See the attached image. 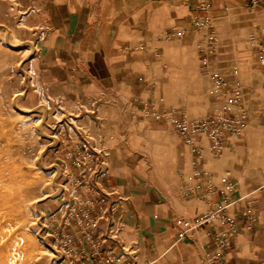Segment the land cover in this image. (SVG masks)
<instances>
[{
    "label": "crops",
    "instance_id": "obj_1",
    "mask_svg": "<svg viewBox=\"0 0 264 264\" xmlns=\"http://www.w3.org/2000/svg\"><path fill=\"white\" fill-rule=\"evenodd\" d=\"M196 1L0 4L17 9L12 16L22 21L48 27L35 51L47 73L56 77L49 85L80 93L86 110L95 111L103 136L96 147L116 151L105 157L97 189L107 199L103 205L110 207V222L120 239L140 249L142 264H205L204 254L217 250L214 234L225 230L229 220L237 232L222 250L223 258L229 264H264V190L259 189L264 184V131L247 120L245 131L231 137L220 152L206 137L195 152L173 126L188 112L191 119L223 108L232 115L243 104L250 109L264 100L260 42L233 44L225 21L216 41H204L216 48L214 53L209 46L208 54L214 71H223L215 72L216 79L223 81H209L219 84L220 91L210 94L201 108L203 62L190 57L188 44L196 32L205 31L194 24L202 13ZM252 3L212 0L213 23L227 12L255 14L260 22L251 33L260 37L264 8L251 11ZM178 33L182 39H170ZM249 76L261 81H247ZM139 102L150 106L138 111ZM186 221L196 226L182 237Z\"/></svg>",
    "mask_w": 264,
    "mask_h": 264
},
{
    "label": "rangeland",
    "instance_id": "obj_2",
    "mask_svg": "<svg viewBox=\"0 0 264 264\" xmlns=\"http://www.w3.org/2000/svg\"><path fill=\"white\" fill-rule=\"evenodd\" d=\"M15 13L17 9L0 4V173L7 185L5 193L0 191V227L5 225L8 230L0 240V264H14L15 260L34 264L22 251L19 240L23 235L34 236L30 252H41L36 264H142L140 249L122 241L116 229L110 231V207L103 205L107 199L97 189L105 157L116 151L96 147L103 136L96 128L95 111L86 110L80 93L73 95L69 89L49 85L56 77L47 73L35 51L48 27H36L12 16ZM222 16L214 23L216 36L221 35L220 26L226 21L233 44H251V28L260 22L255 14L227 12ZM209 38L205 27L188 41L190 57L203 62L201 108L210 94L220 91L219 84L213 86L209 81H220L215 72H223L212 67L208 53L213 42H204ZM170 39L182 37L178 33ZM212 50L215 53L216 48ZM247 81L261 78L249 76ZM262 101L249 109L247 120L248 125L264 131ZM137 105L142 112L150 106L145 102ZM186 117H191L189 112ZM7 172L15 178L11 180ZM23 201L29 204L25 224L22 219L16 221ZM8 253H14V261Z\"/></svg>",
    "mask_w": 264,
    "mask_h": 264
},
{
    "label": "built area",
    "instance_id": "obj_3",
    "mask_svg": "<svg viewBox=\"0 0 264 264\" xmlns=\"http://www.w3.org/2000/svg\"><path fill=\"white\" fill-rule=\"evenodd\" d=\"M211 3L212 0L196 1L197 9L202 13L196 16L194 24L199 29L204 26H208L207 31L212 39L216 37V30L213 23L214 14ZM258 6L264 8V0H253V3L249 8L252 11ZM257 27L259 28V26ZM250 39L251 41L257 40V42H260L258 62L260 65L264 66V32H262L260 37L251 33ZM237 92L238 90H235V98L240 97ZM248 115L249 109L243 104L242 107L237 112L232 113V115L228 113L227 108H223L209 112L201 119H191L183 116L181 119L174 120L173 126L182 139L189 144L195 152H198L200 149L198 143L202 141L203 137H206L210 141L213 150L218 153L221 151V148H223V146L230 141L231 137L240 135L243 131H245L244 129L247 125ZM259 189L264 190V184L260 185ZM243 215L249 216L247 213H243ZM252 218L253 217L249 216L250 221ZM195 226V224H190V222L186 221L185 229H183L180 235L183 237ZM235 226L236 223L229 220V224L225 230L214 234L213 240L215 241L217 250L213 252H206L204 254L203 260L205 264H229L228 261L223 258L222 250L231 245L232 239L237 232V228ZM110 228V231L114 230L113 223H111Z\"/></svg>",
    "mask_w": 264,
    "mask_h": 264
},
{
    "label": "bare ground",
    "instance_id": "obj_4",
    "mask_svg": "<svg viewBox=\"0 0 264 264\" xmlns=\"http://www.w3.org/2000/svg\"><path fill=\"white\" fill-rule=\"evenodd\" d=\"M55 139V138H54ZM18 151V150H17ZM16 153H18V152H16ZM19 155V154H18ZM8 170V169H7ZM53 174V173H52ZM6 175H8L9 177H10V179L12 180V179H14L15 178V176H14V174H11V172H7V174ZM59 175V174H58ZM54 177H56V176H54ZM58 177V176H57ZM56 177V178H57ZM4 178V175L2 174V173H0V191L2 192V193H5L6 192V186L7 185H5V179H3ZM53 179V178H52ZM51 179V180H52ZM10 181V180H9ZM16 181H17V179H16ZM13 182V181H12ZM16 183V182H15ZM18 183V182H17ZM58 185V184H57ZM60 186V185H59ZM62 186V185H61ZM63 187V186H62ZM59 189V188H58ZM28 206H29V204H27L26 203V201H23V203H21L20 204V206H19V208L17 209V213H18V215L19 216H17V220L16 221H19L20 222V220L22 219V222H23V224H25L26 223V221H27V218H28V214H27V209H28ZM30 208V207H29ZM28 211H29V209H28ZM2 215V214H1ZM10 215H12V214H10ZM14 216V215H13ZM10 217V216H9ZM8 217V218H9ZM3 219V218H2ZM9 219H11V218H9ZM14 219H16V217L14 218ZM13 219V220H14ZM20 219V220H19ZM15 221V220H14ZM4 226L5 225H3V227H0V240L7 234V231L8 230H6V228H4ZM11 227H10V225H9V227H8V229H10ZM21 228V227H20ZM11 230V229H10ZM24 230V229H23ZM25 230H27V229H25ZM26 233L28 234V232L26 231ZM30 234V233H29ZM13 236V235H12ZM18 236V235H17ZM21 236V235H20ZM19 236V237H20ZM25 235H23V239H21V240H19V239H17V238H12V240H19V242L21 243V248H22V251H23V253L24 254H27L28 255V258L32 261V263H34V264H36V262H37V259L39 258V255H41V252H38V253H31L30 252V245L32 244L33 246H34V244H33V242H34V240H33V238L32 237H34L33 235H32V237H30L29 235L28 236H26V237H24ZM15 237V236H14ZM18 237V238H19ZM22 237V236H21ZM10 238V237H9ZM4 239V238H3ZM8 239V238H7ZM6 242V241H5ZM16 242V241H15ZM8 243H10L9 242V240H8ZM12 243V242H11ZM15 243H13V245H14ZM31 245V246H32ZM6 246V245H5ZM15 246V245H14ZM17 246V245H16ZM4 247V246H3ZM8 247V246H7ZM1 249V248H0ZM13 249V248H12ZM36 248H34V250H35ZM13 250H16V249H13ZM19 251H21V250H19ZM18 251V252H19ZM36 251V250H35ZM10 252V251H9ZM15 252V251H14ZM44 252H46V251H44ZM17 253V252H16ZM15 253V254H16ZM2 254V253H1ZM10 253H8V256H10L9 255ZM21 254V253H20ZM19 254V255H20ZM13 256H14V253L12 254ZM11 255V256H12ZM18 255V254H17ZM55 255V254H54ZM3 256V255H2ZM11 256H10V258H11ZM57 256V255H56ZM4 257V256H3ZM17 257V256H16ZM51 257V256H50ZM53 257V256H52ZM9 258V259H10ZM12 260L14 259V258H11ZM1 261V260H0ZM5 261V260H4ZM9 261V260H8ZM8 261H7V263H8ZM14 261V260H13ZM20 261H21V259H20ZM13 263V262H12ZM15 263H16V260H15ZM14 263V264H15ZM10 264H11V261H10ZM17 264V263H16ZM21 264H24L23 262H21Z\"/></svg>",
    "mask_w": 264,
    "mask_h": 264
}]
</instances>
